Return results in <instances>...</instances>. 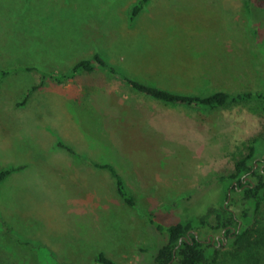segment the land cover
<instances>
[{
    "label": "rangeland",
    "instance_id": "374dc122",
    "mask_svg": "<svg viewBox=\"0 0 264 264\" xmlns=\"http://www.w3.org/2000/svg\"><path fill=\"white\" fill-rule=\"evenodd\" d=\"M138 1L0 0V69L10 70L0 73V170L18 167L0 181V264H98L101 250L118 264H156L166 235L140 207L122 206L112 172L94 161L114 164L140 206L173 224L218 198L202 196L264 134V101L200 111L103 70L43 75L97 50L173 91L264 93V2L150 0L132 21ZM121 101L162 137L161 156L138 126L125 136L133 112ZM233 252L223 246L201 264H235Z\"/></svg>",
    "mask_w": 264,
    "mask_h": 264
},
{
    "label": "trees",
    "instance_id": "16d2710c",
    "mask_svg": "<svg viewBox=\"0 0 264 264\" xmlns=\"http://www.w3.org/2000/svg\"><path fill=\"white\" fill-rule=\"evenodd\" d=\"M150 0H139L131 8V20L146 9ZM264 0H249V6L260 5ZM260 3V4H259ZM96 70L106 71L109 75L117 76L129 83L137 91L153 97L161 102L172 103L187 107H195L200 111L203 109H218L227 105L250 104L255 101H264V93L254 91L232 92L219 89L210 94L182 93L169 88L132 77L126 72L112 65L102 54L96 50L89 56H83L74 60L73 64L65 71L51 74L58 81L72 79L82 72H93ZM8 69H0V73H8ZM27 99V98H26ZM120 107L126 112L131 106L125 101L119 102ZM132 109V108H131ZM133 118H122L125 125V136L135 139L132 134L136 133L138 126L140 136L144 141L150 137L153 142L156 156H161L162 137L148 130L145 116L136 109H132ZM121 120V118H119ZM145 123V128L143 124ZM135 126V127H134ZM131 129L128 131L127 128ZM147 129V130H146ZM142 130H145L143 132ZM148 134H147V133ZM152 133V134H151ZM124 136V132L122 133ZM152 137L155 139L152 140ZM127 144L134 142L125 139ZM137 142V141H136ZM63 147L73 151V149L63 142L59 143ZM74 152V151H73ZM95 166L109 169L115 177L117 189L123 200L122 206L127 209L140 207L146 216V220L152 223L158 231L166 235V241L155 254L156 264H201L203 262L217 260L222 247H235L232 253V260L235 264H264V229H256L259 224V215L264 211V134L256 136L249 145V152L240 157L235 164L232 173L220 174L206 188L205 194L213 191L218 192V198L208 201L206 208L199 212L188 215L185 212L183 218L177 223H165L158 215L146 207H141L134 194L127 186L126 180L119 173L114 164L94 161ZM18 167H9L0 170V181L17 170ZM201 198V199H202ZM190 230L201 234H207L204 240L198 238V233L188 235ZM226 231L227 238L214 242L209 238V233L214 234ZM259 235H255L257 233ZM221 242L223 245L218 246ZM229 261V259H228ZM98 264H118L105 251L101 250L96 256ZM63 264H76L64 262Z\"/></svg>",
    "mask_w": 264,
    "mask_h": 264
},
{
    "label": "flooded vegetation",
    "instance_id": "af4514ba",
    "mask_svg": "<svg viewBox=\"0 0 264 264\" xmlns=\"http://www.w3.org/2000/svg\"><path fill=\"white\" fill-rule=\"evenodd\" d=\"M193 231H194V230H190V231L188 232V235H190L191 233H193ZM194 232H197V231H194ZM197 233H198V238H199V239H202V238L200 237V233H199V232H197ZM209 238H212V240H213L214 242H216L217 240L221 241L222 238H227L226 231L224 230L222 233H217V234H214L213 232H210V233H209ZM202 240H204V239H202ZM219 243H221V242H219Z\"/></svg>",
    "mask_w": 264,
    "mask_h": 264
}]
</instances>
